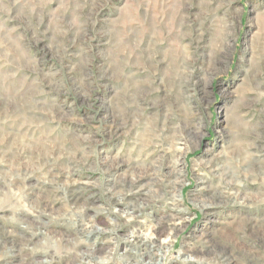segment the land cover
<instances>
[{
	"label": "rangeland",
	"instance_id": "1",
	"mask_svg": "<svg viewBox=\"0 0 264 264\" xmlns=\"http://www.w3.org/2000/svg\"><path fill=\"white\" fill-rule=\"evenodd\" d=\"M44 263L264 264V0H0V264Z\"/></svg>",
	"mask_w": 264,
	"mask_h": 264
},
{
	"label": "bare ground",
	"instance_id": "2",
	"mask_svg": "<svg viewBox=\"0 0 264 264\" xmlns=\"http://www.w3.org/2000/svg\"><path fill=\"white\" fill-rule=\"evenodd\" d=\"M51 169H52V168H51ZM69 175H70V174H69ZM48 178H49V177H48ZM147 185H148V184H147ZM60 186H61V185H60ZM68 186H69V185H68ZM60 188H61V187H60ZM64 188H65V187H64ZM65 190H66V189H65ZM44 191H45V190H44ZM32 193H33V192H32ZM76 193H77V192H76ZM65 196H66V195H65ZM73 196H74V195H73ZM71 198H72V197H71ZM71 198H70V199H71ZM85 201H86V200H85ZM67 204H68V203H67ZM75 204H76V203H75ZM137 208H138V207H137ZM173 208H174V207H173ZM79 211H80V210H79ZM133 211H134V210H133ZM40 212H41V211H40ZM41 213H42V212H41ZM66 213H67V212H66ZM129 214H130V213H129ZM131 214H132V213H131ZM64 215H66V214H64ZM64 219H65V218H64ZM88 220H89V219H88ZM42 221H44V220H42ZM84 221H85V220H84ZM84 221H83V222H84ZM89 221H90V220H89ZM36 222H37V221H36ZM45 222H46V224H47L48 221H45ZM49 222H50V221H49ZM87 222H88V221H87ZM73 223H74V222H73ZM77 223H78V222H77ZM74 224H75V223H74ZM86 224H87V223H86ZM47 225H49V224H47ZM81 225H82V224H81ZM84 225H85V224H84ZM42 227H43V226H42ZM87 227H88V225H87ZM40 228H41V227H40ZM40 228L37 226V230L40 229ZM74 228H75V227H74ZM84 228H85V227H84ZM29 230H30V229H29ZM40 230H41V229H40ZM30 231H31V230H30ZM30 231H29V232H30ZM32 231H33V230H32ZM35 232H36V231H35ZM35 232H34V233H35ZM34 233H33V234H34ZM81 233H82V232H81ZM35 234H36V233H35ZM45 234H46V233H45ZM77 234H78V233H77ZM89 235H90V234H89ZM70 236H71V235H70ZM135 236H136V235H135ZM75 237H76V236H75ZM79 237H80V236H79V234H78V238H79ZM63 238H64V237H63ZM76 238H77V237H76ZM30 239H31V238H30ZM64 239H65V238H64ZM137 241H138V240H137ZM142 241H143V240H142ZM167 241H168V240H167ZM28 242H29V241H28ZM64 242H65V241H64ZM67 242H68V241H67ZM69 242H70V241H69ZM71 242H72V241H71ZM75 242H77V241H75ZM24 244H26V243H24ZM65 244H66V243H65ZM65 244H64V245H65ZM72 244H73V243H72ZM136 244H138V243H136ZM26 245H27V244H26ZM26 245H25V246H26ZM160 246H161V245H160ZM23 247H24V246H23ZM26 247H27V246H26ZM68 247H69V246H68ZM21 248H22V247H21ZM125 249H126V248H125ZM3 250H4V249H3ZM24 251H25V250H24ZM20 252H21V251H20ZM41 252H42V251H41ZM153 252H154V251H153ZM5 253H6V252H5ZM21 253H22V252H21ZM146 253H147V255H149V256L151 257V254H152L151 251H150V253H148V252H146ZM6 254H7V253H6ZM8 254H9V253H8ZM8 254H7V255H8ZM34 254H35V253H34ZM4 255H5V254H4ZM1 256H2V255H1ZM22 256H23V255H22ZM149 256H148V257H149ZM53 257H54V255H53ZM133 257H134V256H133ZM22 259H23V258H22ZM51 259H52V258H51ZM52 260H53V259H52ZM88 262H89V261H88ZM110 262H111V261H110ZM38 263H39V262H38ZM44 264H45V263H44ZM91 264H92V263H91Z\"/></svg>",
	"mask_w": 264,
	"mask_h": 264
}]
</instances>
